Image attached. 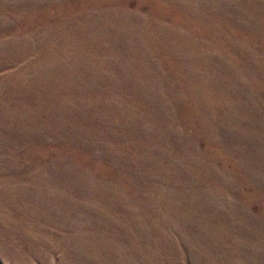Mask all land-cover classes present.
Segmentation results:
<instances>
[{
    "label": "rangeland",
    "instance_id": "374dc122",
    "mask_svg": "<svg viewBox=\"0 0 264 264\" xmlns=\"http://www.w3.org/2000/svg\"><path fill=\"white\" fill-rule=\"evenodd\" d=\"M0 264H264V0H0Z\"/></svg>",
    "mask_w": 264,
    "mask_h": 264
},
{
    "label": "bare ground",
    "instance_id": "6f19581e",
    "mask_svg": "<svg viewBox=\"0 0 264 264\" xmlns=\"http://www.w3.org/2000/svg\"><path fill=\"white\" fill-rule=\"evenodd\" d=\"M222 1V0H221ZM220 4V3H219ZM222 5V4H221ZM223 6V5H222ZM224 7V6H223ZM247 20V19H246ZM242 23V22H241ZM240 106V105H239Z\"/></svg>",
    "mask_w": 264,
    "mask_h": 264
}]
</instances>
